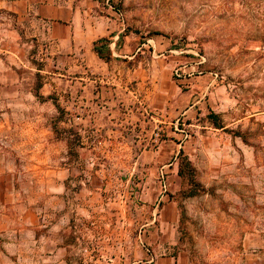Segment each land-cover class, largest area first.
Wrapping results in <instances>:
<instances>
[{"label":"rangeland","instance_id":"rangeland-1","mask_svg":"<svg viewBox=\"0 0 264 264\" xmlns=\"http://www.w3.org/2000/svg\"><path fill=\"white\" fill-rule=\"evenodd\" d=\"M75 1L110 53L75 84L92 103L69 117L75 149L81 127L132 194L158 187L179 264H264V0Z\"/></svg>","mask_w":264,"mask_h":264},{"label":"crops","instance_id":"crops-1","mask_svg":"<svg viewBox=\"0 0 264 264\" xmlns=\"http://www.w3.org/2000/svg\"><path fill=\"white\" fill-rule=\"evenodd\" d=\"M87 25L75 0H0V264H179L158 187L132 194L106 166L120 158L82 154L81 127L69 146V117L92 104L75 86L98 56Z\"/></svg>","mask_w":264,"mask_h":264},{"label":"trees","instance_id":"trees-1","mask_svg":"<svg viewBox=\"0 0 264 264\" xmlns=\"http://www.w3.org/2000/svg\"><path fill=\"white\" fill-rule=\"evenodd\" d=\"M100 44V45H99ZM101 48H104L103 50ZM93 49L95 50V52L97 53V55L105 60V61H109L110 60V53H109V50H108V46H107V43H106V40L105 39H99L97 40L96 42H93ZM60 117H63L62 114L59 115ZM58 120V118L56 119V121ZM55 121V122H56ZM74 129L72 128H68L67 132L68 134L71 136L72 134L77 138L78 135L73 131ZM79 138V137H78ZM69 146L70 148H74V144L72 143L71 141V137L69 138ZM80 146V145H78Z\"/></svg>","mask_w":264,"mask_h":264},{"label":"built area","instance_id":"built-area-1","mask_svg":"<svg viewBox=\"0 0 264 264\" xmlns=\"http://www.w3.org/2000/svg\"><path fill=\"white\" fill-rule=\"evenodd\" d=\"M201 60H204L202 57H200ZM202 61H199V63H201ZM176 75L179 76L180 74L177 73V71H175ZM176 124H178V122L176 121Z\"/></svg>","mask_w":264,"mask_h":264}]
</instances>
